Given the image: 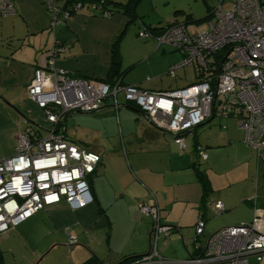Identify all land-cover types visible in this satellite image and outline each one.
<instances>
[{
  "label": "built area",
  "instance_id": "2783aa9c",
  "mask_svg": "<svg viewBox=\"0 0 264 264\" xmlns=\"http://www.w3.org/2000/svg\"><path fill=\"white\" fill-rule=\"evenodd\" d=\"M229 8L219 5L204 25L190 31L182 21L165 24L157 31L141 24L138 37L155 40L179 51L183 57L168 69L193 66L196 80L184 87L149 91L137 85L88 81L56 67L54 58L68 47L54 41L43 67L34 69L25 88L26 97L43 110L48 122L42 136L28 129L15 135L13 153L0 158V234L14 229L38 211L64 201L78 209L92 201L89 176L99 157L78 144L64 139L63 123L72 112H94L109 100L115 108L119 94L134 106L150 125L169 133L180 148L181 133L210 118L214 112L234 116L244 131V142L256 151L258 167L264 168V0H228ZM60 3V4H59ZM52 14L51 29L64 23L72 12L87 7L108 17L100 2L46 0ZM11 0H0V15L13 14ZM198 158L205 160L203 148ZM139 212L153 221L152 248L148 255L127 264H247L250 256L264 254V209L255 208L253 219L224 226L208 237L198 256L185 260L163 258L156 252L159 237L171 232L160 221L155 205L139 203ZM217 213L223 204H215ZM204 227L199 218L196 237ZM68 243L76 241L67 231ZM195 240V239H194Z\"/></svg>",
  "mask_w": 264,
  "mask_h": 264
},
{
  "label": "crops",
  "instance_id": "0c3cea01",
  "mask_svg": "<svg viewBox=\"0 0 264 264\" xmlns=\"http://www.w3.org/2000/svg\"><path fill=\"white\" fill-rule=\"evenodd\" d=\"M11 1L14 9L13 14L2 17L13 18V22L16 20L15 23L20 20L25 28V33L20 37L24 39L23 37L26 35L28 42L27 44L20 43L17 49H10L9 43V50L3 51L5 53L0 58V95L2 97L4 95L10 97L12 94L15 95L11 91L15 88H19V93L21 94L22 91L24 94L26 93L25 88L33 77L34 69L45 65L48 57L47 52L54 41L68 47L66 52L60 53L54 58L56 67L66 70L71 75L79 76L92 82L104 81L109 76L112 67L113 43L117 32L124 23V20L113 15L112 11L120 9L111 7V15L105 17L94 15L95 13L100 15L98 10L91 11L87 7H82L72 12L64 23L55 26L51 37V31H48L50 22L48 15H46V0ZM116 2L121 3L119 1ZM28 7L37 9L36 12L39 14L31 22L21 16L25 14L24 9ZM83 8H86L87 12L91 14L84 15L80 13ZM135 13L137 16V12ZM121 15L124 16L125 14ZM189 15L194 20L192 21L194 23L186 21L190 31L201 28L210 17V13L209 15L206 13L200 18H194L191 14ZM135 19L140 20L139 16ZM201 20H203L202 23L200 22ZM139 22L157 31L165 24L176 22V20H169L164 24L160 23V21L147 24L141 20ZM112 28L113 33L111 35ZM141 43H143V45L141 44L142 46L146 47V51L141 54L140 58H135L128 64L125 63L123 52L120 49L121 42L118 43L119 61L116 67L118 74L112 80H119L123 84L137 85L141 89L149 91L176 89L196 80V73L193 67L192 76L185 82H179L180 84L176 83L173 85L172 83L171 85L168 80H164L163 76L165 74L168 75V70L161 74L153 72L151 76L147 75L145 78L131 77L125 81L126 72L136 64V61H146L156 56H164L166 62L172 63L170 64L172 66L181 61L183 57L179 51L174 49L180 56L175 61L176 54L173 53L174 50L172 48H160L161 45H157L155 40L151 38L143 39ZM5 72L9 75H5ZM172 78L177 80L176 74ZM178 79L177 81H181L180 78ZM16 81H20L19 85H17ZM1 96L0 104L4 105ZM13 98L15 100L11 98L10 102L19 111H25V101L22 98L17 100L15 96ZM118 101L119 105L117 108L113 106L111 101L106 99L101 102L98 110L88 112L89 114L72 112L64 121V133L69 142L78 143L84 149L101 155V161L89 179L91 194L94 196L92 203L83 208L73 210L65 202H60L46 207L44 215L41 216L42 218L49 217L55 220H68L70 218L75 221L72 225L76 223L77 228L72 230L68 228L69 233L74 235L78 241L77 243L74 242L76 244L69 248L71 255H73V264H79L93 254L104 264H118L126 258L138 257L149 252L151 248L149 233L152 222L148 216L139 212V203L152 204L156 202L160 209L161 221L176 227L168 237L159 239L156 247L158 253L164 256L168 255L185 259L190 255L201 254L199 252L204 250L208 237L216 231L205 237L207 215H221L225 211H235L241 204H247L248 206H245H247L246 209L249 208V218L233 222L235 225V223L252 220L255 208L264 209V193L258 195L256 192L255 196L244 195L240 197L238 195L231 201L232 195L208 194L205 201H203L205 202V207L201 205V189L194 170V162L198 159L195 155V147L197 145L201 146L207 154L206 150L210 145L202 146L200 144L197 128L209 123L218 113L214 112L206 121L188 131L182 132L184 147L180 148L169 133L148 124L134 106L128 105L123 99ZM29 103L37 107L34 102L27 98V104ZM26 110L29 111L28 109ZM19 115L22 118L21 122H17V128L16 126L14 128L16 122L14 123L10 117V125L13 126L11 130L13 137H15L19 128L27 122V118L20 113ZM231 117L235 118L234 116L224 118L229 120ZM68 122L76 126L73 129V131H76L75 133L68 132ZM45 123L48 126L47 122ZM4 126L2 121L1 127ZM235 133L234 129L228 130L226 132L227 138L234 139ZM208 141L211 143L212 139ZM229 141L231 143L236 140ZM239 142L241 143L242 141ZM245 145L254 150L246 143ZM208 159L209 156L207 155L204 161ZM255 168L257 175L259 171L257 157ZM203 171L211 187L210 192H212L214 190L212 187L213 183L209 180L206 170ZM217 202L223 204V210L219 213L215 210ZM212 204L213 207L211 206ZM95 213L102 216L104 225L96 224V222L91 223V226L86 228L91 214ZM35 215L20 225L30 226V222L35 218ZM99 215L98 217H100ZM200 217L204 221V227L195 243L190 233L194 234L195 224ZM59 224L61 222L54 223V225ZM231 224H223L221 227ZM66 225L69 224L66 223ZM18 226L2 235L15 231ZM201 237L205 238L204 243ZM82 242H84V247L81 245ZM247 264H264V254L250 256Z\"/></svg>",
  "mask_w": 264,
  "mask_h": 264
},
{
  "label": "rangeland",
  "instance_id": "374dc122",
  "mask_svg": "<svg viewBox=\"0 0 264 264\" xmlns=\"http://www.w3.org/2000/svg\"><path fill=\"white\" fill-rule=\"evenodd\" d=\"M121 3H125L126 0H116ZM221 0H141L138 4L136 10L137 16L144 23L158 22L164 24L169 20L176 21H187L186 14H191L194 18L203 17L206 14L207 6L209 9L213 10L216 8ZM45 4V3H44ZM221 6L226 10L229 8V1L223 0ZM46 15L49 18L48 31L52 37L53 31L51 29V18L52 14L49 12L47 6ZM25 14L21 15L25 20L31 22L33 18H36L39 14L36 12L37 9L25 8ZM80 12L84 15H90L86 8L82 9ZM180 10V11H179ZM113 15L121 17L124 20L121 29L117 32L115 41L117 43L121 42V52H123V57L125 63L128 64L131 60L135 58H140L141 54L146 51V47L142 46L143 39L138 37L137 32L141 29L140 20L135 19L132 24L128 23L127 15L122 16V11L113 10ZM96 16H101V14L95 13ZM113 19V18H112ZM13 18L2 17L0 15V58L9 49H17L20 43L27 44L26 35L22 39V34L25 33V28L22 26L21 21L16 20L13 22ZM201 23L203 20L200 21ZM194 23V22H191ZM20 24V25H16ZM198 24V23H195ZM140 28V29H139ZM189 28V27H188ZM54 30V29H53ZM113 33V28L111 29V35ZM53 44V42H52ZM142 44V45H141ZM160 47V46H159ZM168 48L166 45H161L160 48ZM172 50H174L172 48ZM5 51V52H3ZM176 54V60L179 59L178 52H173ZM174 61V62H175ZM180 62V61H179ZM178 62V63H179ZM172 63H167L166 58L163 56H156L146 61H136V64L126 72L125 81L129 80L131 77L145 78L147 75L151 76L153 72L164 73L168 70ZM177 64V63H175ZM170 65V66H169ZM165 68V69H164ZM193 66L181 67L175 70L176 79H181V81L174 80L171 76L164 75V80H168L169 84L175 85L180 84L179 82H185L192 76ZM5 75H9L5 72ZM17 85L20 81H16ZM168 88V87H166ZM20 89L15 88L11 91L15 94L10 97L4 95L1 99L4 105L0 104V158L11 155L14 146V137L12 136L11 119H13L17 128V122H21L22 114L27 119L33 120L40 127L43 128L42 133H46V123L43 120V110L35 107L33 104H27L26 93H19ZM15 96L17 100L21 98L26 103L25 111H19L13 103L10 102L11 98ZM6 97V98H5ZM119 99L122 95L119 94ZM18 112V113H17ZM43 113V115H42ZM85 113V112H81ZM89 114V113H86ZM14 115V116H13ZM13 116V117H12ZM5 118V119H4ZM223 116L217 114L214 116L209 123H205L203 126L197 128L199 141L202 146L210 145L206 152L209 159L198 160L196 159L197 165L201 171L206 170L209 180H211L213 191L210 195H232L233 200L236 196L253 195L255 192L258 195L264 193V168L258 167L259 171L256 175L255 171V161L256 154L254 150H251L244 143V131L237 125V120L235 118H230L227 120ZM3 121L4 127H1V122ZM10 125V127H9ZM226 128L225 129H223ZM68 132L75 133L73 131L76 126L71 122L67 124ZM234 129L235 138H227L226 132L228 130ZM241 129V130H240ZM227 130V131H226ZM73 131V132H72ZM226 131V132H225ZM212 139L210 143L208 140ZM228 140V141H227ZM229 140H236L231 142ZM239 141H242L241 143ZM225 186V187H223ZM222 187V188H219ZM247 204H241L235 211H225L221 215H207V221L205 224V237L210 233L217 230L219 227L224 225H234L240 219L249 218V208L245 206ZM213 207V204L211 205ZM44 209L40 210L33 220H31L30 226L20 225L18 228L9 232L7 235L0 234V250L2 251L3 264H73L74 259L71 255L69 248L72 247L73 243H68L66 241L65 228L72 230L77 228V224L74 220L70 218L68 220L60 219L55 220L49 217L42 218L44 215ZM248 212V214H247ZM99 214H91L90 221L86 224V228L91 226V223L102 224L104 221L102 216L98 217ZM41 217V218H40ZM40 219V220H39ZM188 219V218H186ZM242 221V220H241ZM244 221V220H243ZM59 225H54V223H59ZM68 223L69 225H66ZM236 224V223H235ZM190 236L194 238V234L190 233ZM192 238V239H193ZM68 239V237H67ZM203 243L205 238L201 237ZM78 242V241H77ZM67 244V246H66ZM84 247V242L81 243ZM184 250V247L182 245ZM177 254V253H176ZM165 258L174 260H184L185 258H178L175 256L165 255Z\"/></svg>",
  "mask_w": 264,
  "mask_h": 264
},
{
  "label": "trees",
  "instance_id": "16d2710c",
  "mask_svg": "<svg viewBox=\"0 0 264 264\" xmlns=\"http://www.w3.org/2000/svg\"><path fill=\"white\" fill-rule=\"evenodd\" d=\"M92 1H94V2H100V4L102 5V9H105V10H108V11H112V8L113 7H115V8H118V9H120L122 12H123V14H125V15H127V17H128V22H132L133 20H135V18L137 17L136 16V7H137V5H138V3L140 2V0H126V2L125 3H118V2H116L115 0H70V2L71 3H73V2H80V3H87V2H92ZM112 7V8H111ZM180 11V10H179ZM100 12V11H99ZM206 13H207V15H209V13L211 14L212 13V10H211V8L209 9V7L206 9ZM186 16V20H187V22H192V21H194L192 18H191V16L189 15V14H186L185 15ZM183 22V21H182ZM184 23H186V21H184ZM149 28V27H148ZM151 29H153V28H151ZM155 30V29H154ZM118 61H119V53H118V43L115 41L114 43H113V47H112V60H111V62H112V67H111V69H110V72H109V76L106 78V79H104V82H113V81H115V80H112V78H114V76H117V74H118V72H117V69H116V67H117V65H118ZM112 80V81H111ZM44 118V117H43ZM45 120V119H44ZM29 121H31V122H34L33 120H30V119H27V122H25V124L23 125V126H21L20 128H19V131L18 132H20V131H25L26 129H28V131H29V133H31V134H35V135H37V136H43L44 135V133H42V130H43V128L42 127H40L39 125L38 126H35V125H33V124H31ZM46 122V121H45ZM34 123H36V122H34ZM37 124V123H36ZM47 124H48V122H47ZM49 125V124H48ZM63 126H64V123H63ZM46 129H47V126H46ZM46 129H44V130H46ZM17 132V133H18ZM16 133V134H17ZM63 135H64V139H66V136H65V133H64V129H63ZM15 138V137H14ZM67 141H68V139H66ZM72 143H74V142H72ZM14 144H15V139H14ZM75 144H78V143H75ZM80 147H82L80 144H78ZM14 148V147H13ZM83 148V147H82ZM199 148H202L201 146H199V145H197L196 147H195V152H196V156L198 157V155H197V149H199ZM86 150V149H85ZM88 151V150H87ZM91 152H93V151H91ZM94 153H96L97 155H98V157H99V160H98V162L96 163V165H95V167H94V170H93V172L90 174V176H89V179H90V177L93 175V173L95 172V170H96V167H97V165L99 164V162L101 161V155L99 154V153H97V152H94ZM7 157V156H6ZM4 158V157H3ZM194 165H195V168H194V170H195V175H196V178H197V180H198V182H199V185H200V189H201V200H202V206L204 205V207H205V202H203V201H205V198H206V195H208L209 193H210V185H209V182H208V180H207V178H206V174H204L205 172L204 171H201V170H199V168H198V165H197V163H196V160H195V162H194ZM90 192H91V186H90ZM92 193V192H91ZM91 196H92V198H94V196L91 194ZM93 200V199H92ZM60 202H64V201H60ZM60 202H58V203H60ZM58 203H55V204H58ZM66 203V202H65ZM90 203H92V201L90 202ZM89 203V204H90ZM67 204V203H66ZM54 205V204H53ZM68 205V204H67ZM88 205V204H87ZM148 205H155V206H157L158 207V205H157V203L156 202H154V203H152V204H148ZM86 206V205H85ZM85 206H83V207H85ZM48 207V206H47ZM69 207V206H68ZM83 207H81V208H83ZM70 208V207H69ZM45 209V208H44ZM78 209H80V208H78ZM43 210V209H42ZM74 210V209H73ZM138 210H139V207H138ZM158 210H159V212H160V209H159V207H158ZM39 212V211H38ZM35 215V214H34ZM143 215V214H142ZM146 216V215H145ZM200 218H202V217H200ZM150 220H151V222H152V227H153V221H152V219L150 218ZM160 221H161V217H160ZM162 222V221H161ZM245 222V221H244ZM246 222H248V221H246ZM163 223V222H162ZM165 224H167V223H165ZM168 225H170V227L172 228V230H171V232L176 228L174 225H171V224H168ZM196 225V224H195ZM152 227H151V231H152ZM67 231H68V228H65V232H66V234H67ZM151 231H150V233H149V236H150V247L152 248V238H151ZM69 232V231H68ZM170 232V233H171ZM170 233H169V235H170ZM168 235V236H169ZM74 236V235H73ZM168 236H166V237H168ZM200 236V235H199ZM199 236H197L196 237V235H195V231H194V238H193V240H194V242L196 243L197 242V240H198V237ZM67 237H68V235H67ZM75 237V236H74ZM166 237H159L158 238V240H157V242L159 241V239H163V238H166ZM75 239H76V237H75ZM76 243H77V240L75 241ZM157 242H156V247H157ZM76 243H73V244H76ZM72 244V245H73ZM196 245V244H195ZM151 248H150V250H151ZM150 250H149V252H150ZM203 251V250H202ZM149 252H147L146 254H144V255H139L138 257H129V258H126V259H124V260H122L120 263H118V264H127V263H132V262H135V261H137V260H140L142 257H144V256H146V255H148L149 254ZM156 252L158 253V251L156 250ZM1 253H2V251L0 250V264H3V260H2V255H1ZM199 253H201V251L199 252ZM158 255H160L161 257H163V258H165V256L164 255H161L160 253H158ZM198 255H200V254H197V255H190V256H198ZM79 264H104L97 256H95L94 254L93 255H91V256H89L87 259H85L84 261H82V262H80Z\"/></svg>",
  "mask_w": 264,
  "mask_h": 264
},
{
  "label": "water",
  "instance_id": "95a60500",
  "mask_svg": "<svg viewBox=\"0 0 264 264\" xmlns=\"http://www.w3.org/2000/svg\"><path fill=\"white\" fill-rule=\"evenodd\" d=\"M31 124H33V125H35V126H38L36 123H34V122H31V121H29Z\"/></svg>",
  "mask_w": 264,
  "mask_h": 264
},
{
  "label": "bare ground",
  "instance_id": "6f19581e",
  "mask_svg": "<svg viewBox=\"0 0 264 264\" xmlns=\"http://www.w3.org/2000/svg\"><path fill=\"white\" fill-rule=\"evenodd\" d=\"M74 242H75V241H74ZM74 242H73V243H74Z\"/></svg>",
  "mask_w": 264,
  "mask_h": 264
}]
</instances>
